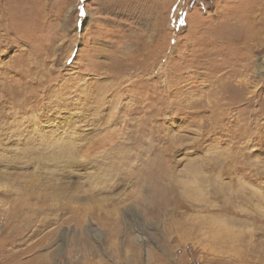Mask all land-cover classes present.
Returning <instances> with one entry per match:
<instances>
[{
  "label": "rangeland",
  "instance_id": "obj_1",
  "mask_svg": "<svg viewBox=\"0 0 264 264\" xmlns=\"http://www.w3.org/2000/svg\"><path fill=\"white\" fill-rule=\"evenodd\" d=\"M0 264H264V0H0Z\"/></svg>",
  "mask_w": 264,
  "mask_h": 264
}]
</instances>
